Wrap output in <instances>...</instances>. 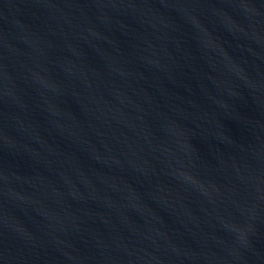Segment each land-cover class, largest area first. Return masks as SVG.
<instances>
[{"label":"water","instance_id":"95a60500","mask_svg":"<svg viewBox=\"0 0 264 264\" xmlns=\"http://www.w3.org/2000/svg\"><path fill=\"white\" fill-rule=\"evenodd\" d=\"M0 264H264V0H0Z\"/></svg>","mask_w":264,"mask_h":264}]
</instances>
